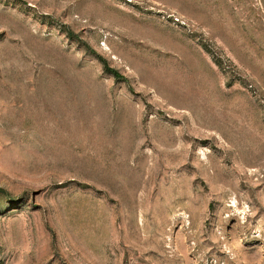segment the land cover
I'll list each match as a JSON object with an SVG mask.
<instances>
[{"label": "rangeland", "instance_id": "374dc122", "mask_svg": "<svg viewBox=\"0 0 264 264\" xmlns=\"http://www.w3.org/2000/svg\"><path fill=\"white\" fill-rule=\"evenodd\" d=\"M0 264H264V0H0Z\"/></svg>", "mask_w": 264, "mask_h": 264}, {"label": "trees", "instance_id": "16d2710c", "mask_svg": "<svg viewBox=\"0 0 264 264\" xmlns=\"http://www.w3.org/2000/svg\"><path fill=\"white\" fill-rule=\"evenodd\" d=\"M112 74L115 76V73L112 72Z\"/></svg>", "mask_w": 264, "mask_h": 264}]
</instances>
